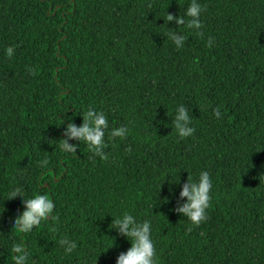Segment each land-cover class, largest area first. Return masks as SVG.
I'll return each instance as SVG.
<instances>
[{"label": "trees", "instance_id": "16d2710c", "mask_svg": "<svg viewBox=\"0 0 264 264\" xmlns=\"http://www.w3.org/2000/svg\"><path fill=\"white\" fill-rule=\"evenodd\" d=\"M199 2L193 30L163 20L189 0H0V264L14 242L28 264H115L130 245L109 215L124 211L151 222L156 264H264V0ZM177 104L193 118L185 139L171 130ZM88 106L129 129L106 132L103 159L82 142L59 148ZM201 170L213 188L193 226L173 209ZM14 188L47 195L52 218L17 232ZM65 236L77 242L67 255Z\"/></svg>", "mask_w": 264, "mask_h": 264}, {"label": "clouds", "instance_id": "9594fccd", "mask_svg": "<svg viewBox=\"0 0 264 264\" xmlns=\"http://www.w3.org/2000/svg\"><path fill=\"white\" fill-rule=\"evenodd\" d=\"M203 11L204 6L199 0H189L183 16H173L171 13H165L163 17L164 24L167 25L169 22L174 21L177 27L185 25L189 29L199 30L202 27L200 17ZM166 28L169 29L167 38L174 44L176 49H182L186 37L182 33L171 31L172 28ZM197 34L200 35L201 33L197 32ZM206 45L208 47L213 45L212 37L206 40ZM13 52L14 49L11 46L5 50L8 57H11ZM79 114L82 117L79 125L69 118L68 123L63 128V138L59 139V148L64 152H76L82 142L94 156L103 159L104 149L107 146L105 142L106 132L110 137L121 139L128 135L129 129L126 125L109 129L108 120L103 111L88 106ZM212 114L217 119L221 116L215 108L212 110ZM192 119L189 109L183 104L175 106L171 119V130H174L179 139L193 136L195 127L192 124ZM166 178L168 176L165 173L163 181ZM175 183L179 184V179ZM212 188L213 184L208 171L201 170L195 177L188 174L185 182L180 184L173 211L186 218L191 225L198 226L207 219ZM17 196L21 197L22 208L15 214L11 223V226L17 232L21 234L30 233L40 225L41 221L52 218L54 204L47 195L38 192L27 195L22 192V189L14 188L9 193V199ZM109 216H111V222L108 228L118 236L124 237L130 245L125 251L119 252L115 258V264H156L151 222L147 219L139 220L128 211ZM189 230L191 229L189 228ZM58 244L65 255L72 253L77 247V242L67 236L59 239ZM10 251L13 264H28V252L23 242L12 243Z\"/></svg>", "mask_w": 264, "mask_h": 264}]
</instances>
